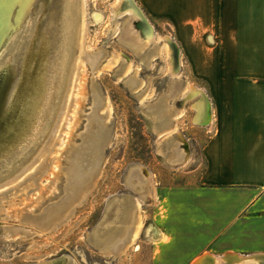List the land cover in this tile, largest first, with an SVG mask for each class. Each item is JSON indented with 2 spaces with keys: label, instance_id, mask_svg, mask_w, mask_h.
Instances as JSON below:
<instances>
[{
  "label": "rangeland",
  "instance_id": "1",
  "mask_svg": "<svg viewBox=\"0 0 264 264\" xmlns=\"http://www.w3.org/2000/svg\"><path fill=\"white\" fill-rule=\"evenodd\" d=\"M55 1L32 8L33 34L57 14ZM134 1L155 28L150 43L123 0H73L64 80L48 127L0 171V264L63 257L73 264H152L157 240L144 230L124 250L126 231L138 212L145 227L158 229L161 190L194 184L203 173L209 135L194 121L200 98L185 95L190 86L204 88L203 81L179 49V70L172 72L163 49L169 28ZM176 132L188 143L186 160Z\"/></svg>",
  "mask_w": 264,
  "mask_h": 264
},
{
  "label": "crops",
  "instance_id": "2",
  "mask_svg": "<svg viewBox=\"0 0 264 264\" xmlns=\"http://www.w3.org/2000/svg\"><path fill=\"white\" fill-rule=\"evenodd\" d=\"M138 4L169 28L211 104L198 182L160 192L152 264L264 255V0Z\"/></svg>",
  "mask_w": 264,
  "mask_h": 264
},
{
  "label": "bare ground",
  "instance_id": "3",
  "mask_svg": "<svg viewBox=\"0 0 264 264\" xmlns=\"http://www.w3.org/2000/svg\"><path fill=\"white\" fill-rule=\"evenodd\" d=\"M41 1L44 0H0V98L10 76L12 57L16 54V59L21 60V64L16 65L20 80L12 91L9 109L2 117L1 121V126H5L6 128L4 133H9L8 135L5 133V137H8V140L12 142H9L10 147L5 152L11 154L14 152L13 155H16V160L36 143L37 138H39L38 135L43 134L48 127L54 107L57 104L61 90L60 86H62L64 80L63 75L65 71L67 47L70 43L69 29L72 22L73 0H56L55 9L57 12L55 9L54 10L57 14L52 17L50 16L51 19H49L45 25L41 26L38 32L33 34L34 32L31 26L35 24L36 14L33 12L34 10L32 8L37 5H44L38 4L41 3ZM123 2L128 10L136 16V18L140 19L139 27L147 42L150 43L152 40L154 41L156 36L155 28L145 17L136 2L134 0H123ZM163 39V49L169 60H171L172 72L176 74L180 66L179 48L171 37L165 36ZM7 57H9L8 60ZM23 81L25 82L24 86L22 85ZM185 95L191 98H200L194 105V109L196 110L194 117L195 123L199 125L209 124L211 122V107L205 92L198 87L190 86L186 88ZM171 107L173 110H176L175 106L172 105ZM172 109L171 111L169 110L170 112L167 114V122L173 116ZM152 129L156 133L159 132V128L154 120ZM176 138L177 140L179 138L185 143L184 152L186 160L190 154L188 143L178 132H176ZM4 156L5 155L1 157L5 158ZM87 185L91 186L90 183ZM88 186L86 188H88ZM136 208L139 211L141 205L136 203ZM129 229L125 233V238H129V242L124 250L130 245H135L141 238L144 230L150 239L154 238L153 240H159L158 229L151 226L145 227L143 217L139 212L133 229L131 231ZM112 248H115L114 245L110 246L107 250L109 251ZM231 257L215 258L209 264H220L221 262L234 264L232 262L233 258H236L238 264H244L246 262H253L256 264L259 257H264V255H232ZM35 264L46 263L39 262ZM47 264H73V262L63 257ZM202 264L207 263L204 261Z\"/></svg>",
  "mask_w": 264,
  "mask_h": 264
},
{
  "label": "water",
  "instance_id": "4",
  "mask_svg": "<svg viewBox=\"0 0 264 264\" xmlns=\"http://www.w3.org/2000/svg\"><path fill=\"white\" fill-rule=\"evenodd\" d=\"M11 61H12V65H11L10 76H9L8 82L5 84L4 92L2 93V96L0 98V171L1 172L7 169V167L11 164V162L15 160L14 155H13L14 152L12 154L9 152L8 153L5 152L7 151V149H9L10 147L9 144L12 142L8 140V137H5V133H4V130H6L5 126H1L2 117L4 116L6 111L9 109V101H10V96L12 94V91L16 87V85L19 83V80H20L18 77L19 74H18V69L16 68L17 67L16 65L21 64L20 63L21 60L20 59L17 60L16 54H15L12 57ZM22 85L23 86L25 85L24 81ZM3 155H5L4 156L5 158L1 157Z\"/></svg>",
  "mask_w": 264,
  "mask_h": 264
}]
</instances>
